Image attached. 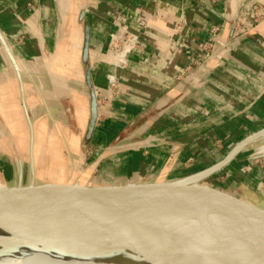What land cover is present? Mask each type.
<instances>
[{"label":"crops","instance_id":"0c3cea01","mask_svg":"<svg viewBox=\"0 0 264 264\" xmlns=\"http://www.w3.org/2000/svg\"><path fill=\"white\" fill-rule=\"evenodd\" d=\"M84 24L98 95L86 146ZM262 128L264 0H0L2 186L174 180ZM250 144L205 183L264 209Z\"/></svg>","mask_w":264,"mask_h":264},{"label":"water","instance_id":"95a60500","mask_svg":"<svg viewBox=\"0 0 264 264\" xmlns=\"http://www.w3.org/2000/svg\"><path fill=\"white\" fill-rule=\"evenodd\" d=\"M88 47L84 24L81 60L90 101L83 146L98 116ZM262 138L264 128L237 142L212 166L164 182L87 186L62 180L37 183L32 176L25 185H4L0 231L13 235L10 242L18 246L47 244L69 251L76 243L94 245L119 264L132 260L122 256L118 245L140 252L147 262L264 264V209L204 182ZM206 218L214 230L198 232Z\"/></svg>","mask_w":264,"mask_h":264},{"label":"bare ground","instance_id":"6f19581e","mask_svg":"<svg viewBox=\"0 0 264 264\" xmlns=\"http://www.w3.org/2000/svg\"><path fill=\"white\" fill-rule=\"evenodd\" d=\"M205 229L214 230L207 218L198 232H205ZM0 232V264H119L108 258L112 254L104 253L103 249L94 245L76 243L69 251L47 244L25 243L18 246L10 242L15 240L13 235ZM188 235L192 233L188 232ZM117 249L122 256L132 260L131 264H170L147 262L143 254L122 245H118Z\"/></svg>","mask_w":264,"mask_h":264},{"label":"rangeland","instance_id":"374dc122","mask_svg":"<svg viewBox=\"0 0 264 264\" xmlns=\"http://www.w3.org/2000/svg\"><path fill=\"white\" fill-rule=\"evenodd\" d=\"M250 148H253L252 152H254L253 156H259V155H263L264 154V138L259 139L254 141L253 143L250 144ZM255 159L257 160H262L263 158L260 157H256ZM41 180V179H40ZM40 180H36L37 183H41L42 181ZM207 181L216 183V179H215V174L212 175L211 177H209L208 179H206ZM27 180H25L26 182ZM205 182V181H204ZM0 187H3L2 184H0ZM0 235H2V233L0 232Z\"/></svg>","mask_w":264,"mask_h":264},{"label":"built area","instance_id":"2783aa9c","mask_svg":"<svg viewBox=\"0 0 264 264\" xmlns=\"http://www.w3.org/2000/svg\"><path fill=\"white\" fill-rule=\"evenodd\" d=\"M257 8L254 7V11H256ZM256 17L260 18L261 17V13H257L256 14ZM128 41L127 39H115L114 42H113V51L115 54H119L121 55L122 57L126 55L127 53V48H129L127 46L128 44ZM110 85L113 86V81L110 83Z\"/></svg>","mask_w":264,"mask_h":264}]
</instances>
